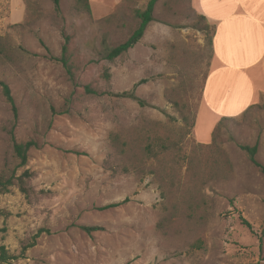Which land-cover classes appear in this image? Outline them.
Returning <instances> with one entry per match:
<instances>
[{"label":"rangeland","instance_id":"374dc122","mask_svg":"<svg viewBox=\"0 0 264 264\" xmlns=\"http://www.w3.org/2000/svg\"><path fill=\"white\" fill-rule=\"evenodd\" d=\"M148 1L88 0V13L78 0L58 11L53 0H0V84L17 141L35 144L17 171L34 174L29 201L15 186L0 193V246L16 256L45 231L0 264H264V176L241 149L256 146L264 167V100L208 116L213 25L198 0H158L140 41L107 60ZM65 36L78 88L50 60ZM11 122L0 85V176L18 164Z\"/></svg>","mask_w":264,"mask_h":264},{"label":"crops","instance_id":"0c3cea01","mask_svg":"<svg viewBox=\"0 0 264 264\" xmlns=\"http://www.w3.org/2000/svg\"><path fill=\"white\" fill-rule=\"evenodd\" d=\"M213 25L214 68L202 100L211 119L234 118L264 100V0H198Z\"/></svg>","mask_w":264,"mask_h":264},{"label":"trees","instance_id":"16d2710c","mask_svg":"<svg viewBox=\"0 0 264 264\" xmlns=\"http://www.w3.org/2000/svg\"><path fill=\"white\" fill-rule=\"evenodd\" d=\"M157 1L158 0H149L143 11L136 12V16L140 20L138 27L134 30V32L125 42L112 48L108 52L106 56L107 60L113 61L119 58L121 55L125 54L130 49H132L140 41L148 24L153 21V11H154V7ZM53 4H54V10L58 11L59 10V0H53ZM78 4L83 6L85 11L89 13L88 0H78ZM69 43H70V39L67 36H65L64 44L62 45L60 56L59 57L50 56V60L60 63L61 66L64 68L70 82L74 84L75 88H78L79 86L76 84L75 66L72 63V59H71L72 57L70 56V53H69V48H68ZM209 43H210V46H212L211 45L212 44V34L210 36ZM205 80H204V83H205ZM146 82L147 81L145 79L140 80L139 82L133 85L132 90L130 92L122 93L121 96L133 98V91L135 90V88L142 84H145ZM0 85L2 89V95L5 101L9 104L11 112H12V122L9 127L10 129L7 131V134H8L10 150L12 152L13 157L18 162L17 166L14 169L11 170L9 168H6L4 174L0 176V193H7L8 187L15 186L18 188L19 192L23 196H25V198L29 201V197L32 192V189L29 186V182L34 176V174L28 169L23 170L19 174H17V171L18 169L24 168L27 165V162L29 159L28 152L30 151L31 148L35 146V144L32 141H28L25 143H20L17 141L14 131H15V127H16V123L18 119V111L15 106V103L12 98L9 87L4 83H1ZM84 93L93 95L96 97L102 96V93L90 88L89 86L84 87ZM241 149L248 154L250 163L254 167L258 168L259 171L264 176V167L255 160V154L257 151V147L256 146L241 147ZM121 204L122 202L118 204L108 205V206L103 207L102 209L114 208ZM80 230L90 235L92 233L99 232L102 229L96 226H93V227L82 226L80 227ZM44 232H45L44 230H38L37 233L32 237L31 242L22 246L20 253L16 256L8 254L6 249L3 246H0V262L10 263L11 261L24 258L25 253L29 249L35 246L36 239L39 238L40 235Z\"/></svg>","mask_w":264,"mask_h":264}]
</instances>
